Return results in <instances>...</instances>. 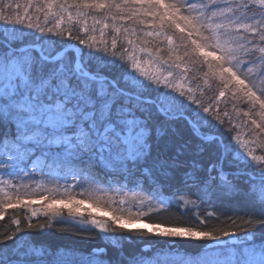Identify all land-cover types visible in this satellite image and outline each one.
Instances as JSON below:
<instances>
[{
    "label": "snow or ice",
    "instance_id": "snow-or-ice-1",
    "mask_svg": "<svg viewBox=\"0 0 264 264\" xmlns=\"http://www.w3.org/2000/svg\"><path fill=\"white\" fill-rule=\"evenodd\" d=\"M8 220L0 264H264V0H0Z\"/></svg>",
    "mask_w": 264,
    "mask_h": 264
},
{
    "label": "trees",
    "instance_id": "trees-1",
    "mask_svg": "<svg viewBox=\"0 0 264 264\" xmlns=\"http://www.w3.org/2000/svg\"><path fill=\"white\" fill-rule=\"evenodd\" d=\"M8 215L9 216L12 215L11 211L8 213ZM160 219H163V220H165L167 222H171V218L168 217V216L162 217ZM9 227H11V221L10 220H8V221H0V231H4L5 229H7ZM137 228H139V227H137Z\"/></svg>",
    "mask_w": 264,
    "mask_h": 264
},
{
    "label": "rangeland",
    "instance_id": "rangeland-1",
    "mask_svg": "<svg viewBox=\"0 0 264 264\" xmlns=\"http://www.w3.org/2000/svg\"><path fill=\"white\" fill-rule=\"evenodd\" d=\"M135 227L143 228L144 224L143 223H138V224L135 225Z\"/></svg>",
    "mask_w": 264,
    "mask_h": 264
}]
</instances>
